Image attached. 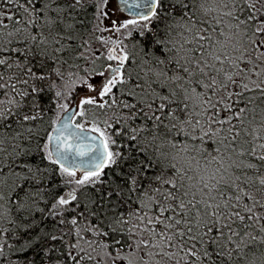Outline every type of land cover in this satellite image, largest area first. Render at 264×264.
<instances>
[{"label":"snow or ice","instance_id":"obj_1","mask_svg":"<svg viewBox=\"0 0 264 264\" xmlns=\"http://www.w3.org/2000/svg\"><path fill=\"white\" fill-rule=\"evenodd\" d=\"M0 264H264V0H0Z\"/></svg>","mask_w":264,"mask_h":264}]
</instances>
